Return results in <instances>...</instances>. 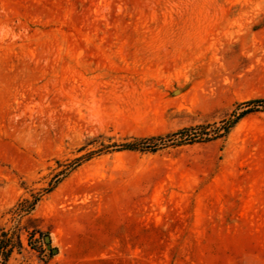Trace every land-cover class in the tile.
<instances>
[{
	"label": "rangeland",
	"instance_id": "rangeland-1",
	"mask_svg": "<svg viewBox=\"0 0 264 264\" xmlns=\"http://www.w3.org/2000/svg\"><path fill=\"white\" fill-rule=\"evenodd\" d=\"M260 97L264 0H0V264H264Z\"/></svg>",
	"mask_w": 264,
	"mask_h": 264
},
{
	"label": "trees",
	"instance_id": "trees-1",
	"mask_svg": "<svg viewBox=\"0 0 264 264\" xmlns=\"http://www.w3.org/2000/svg\"><path fill=\"white\" fill-rule=\"evenodd\" d=\"M243 104L249 106V105H253V107L255 108L258 105H262L264 107V97H260V98H254V99H250L248 101H245ZM252 109L247 108L245 110H243L239 116H242L244 114H246L247 112L251 111ZM192 133V127H183L175 132L169 133V136H178V140L183 142L184 140H187V138H189L191 136ZM159 138H161V136L157 135V136H150V137H141V138H136L133 141L130 142H125L122 143L121 145L119 144L120 148L122 149H130V150H144L150 147V145L155 144V141L158 140ZM193 141V139H190V142ZM115 146H118L116 144H112ZM109 145H105L106 148H108ZM92 154V152H90L87 155ZM1 243V241H0ZM0 248H1V244H0ZM11 251V248L7 249V251L5 252V254L3 255V262L7 259L9 253Z\"/></svg>",
	"mask_w": 264,
	"mask_h": 264
},
{
	"label": "water",
	"instance_id": "water-1",
	"mask_svg": "<svg viewBox=\"0 0 264 264\" xmlns=\"http://www.w3.org/2000/svg\"><path fill=\"white\" fill-rule=\"evenodd\" d=\"M49 239H50L49 236H46V241H47V242H49Z\"/></svg>",
	"mask_w": 264,
	"mask_h": 264
},
{
	"label": "built area",
	"instance_id": "built-area-1",
	"mask_svg": "<svg viewBox=\"0 0 264 264\" xmlns=\"http://www.w3.org/2000/svg\"><path fill=\"white\" fill-rule=\"evenodd\" d=\"M53 264H62V263H60V262H57V263H53Z\"/></svg>",
	"mask_w": 264,
	"mask_h": 264
}]
</instances>
